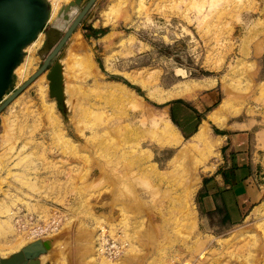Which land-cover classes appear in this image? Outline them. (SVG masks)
<instances>
[{
  "label": "rangeland",
  "instance_id": "374dc122",
  "mask_svg": "<svg viewBox=\"0 0 264 264\" xmlns=\"http://www.w3.org/2000/svg\"><path fill=\"white\" fill-rule=\"evenodd\" d=\"M45 2L48 20L0 105L88 0ZM72 2L65 21L60 12ZM89 27L104 35L91 37ZM51 29L58 39L40 56ZM83 56L95 67L80 65ZM59 61L63 110L47 80ZM234 122L264 127V0H95L46 71L0 113V199L14 200L0 205V256L41 240L62 264L79 256L85 264H264V173L262 200L238 223L216 214L204 223L198 210L220 158V145L209 150L220 142L214 130ZM168 124L181 145L165 144ZM202 124L203 143L189 147ZM49 222L56 230H32ZM102 227L127 243L116 261L96 249Z\"/></svg>",
  "mask_w": 264,
  "mask_h": 264
},
{
  "label": "crops",
  "instance_id": "0c3cea01",
  "mask_svg": "<svg viewBox=\"0 0 264 264\" xmlns=\"http://www.w3.org/2000/svg\"><path fill=\"white\" fill-rule=\"evenodd\" d=\"M218 115L219 113L216 112L211 118L214 117L216 119L212 118L213 121L215 120L214 123L221 126V118ZM202 126H206L208 130L207 125L202 124L197 131ZM254 126L234 122L220 129L223 131L222 135H216L220 141L217 142V145H220V158L214 170L204 177L205 181L200 189L202 195L199 198L198 209L204 223L210 217L209 215L214 214L226 217L231 224L238 223L262 200L264 127L254 129ZM13 202L14 200L9 198L8 194L0 199V205L8 204L10 207ZM91 231L92 229H88L86 232L89 238H92ZM14 253L17 251L0 258H9ZM86 259L79 256L80 261L74 259L71 264H85ZM40 262L41 264H62V259L58 256L53 257L48 252L40 258Z\"/></svg>",
  "mask_w": 264,
  "mask_h": 264
},
{
  "label": "water",
  "instance_id": "95a60500",
  "mask_svg": "<svg viewBox=\"0 0 264 264\" xmlns=\"http://www.w3.org/2000/svg\"><path fill=\"white\" fill-rule=\"evenodd\" d=\"M77 3L80 0H75ZM95 0H88L81 11L74 17L63 36L59 39L51 53L43 61L40 68L18 89H16L0 105V113L33 81L43 74L50 61L60 52L66 41L80 25L82 19L92 7ZM77 6L75 2L63 7L60 14L65 21H69L68 12ZM49 8L45 0H0V102L6 96L12 85L13 71L21 62L23 49L33 42L40 34L48 20ZM54 31L58 39L59 30L51 29L46 37L45 51L52 48L51 32ZM62 58V57H61ZM63 65L57 62L49 71V96L55 99L58 109L63 110L65 104ZM51 249L49 241H34L23 247L9 258H0V264H41L40 258Z\"/></svg>",
  "mask_w": 264,
  "mask_h": 264
},
{
  "label": "bare ground",
  "instance_id": "6f19581e",
  "mask_svg": "<svg viewBox=\"0 0 264 264\" xmlns=\"http://www.w3.org/2000/svg\"><path fill=\"white\" fill-rule=\"evenodd\" d=\"M58 1V0H57ZM58 3V2H57ZM56 5V4H55ZM57 5H59V4H57ZM70 14L72 15L73 14V12H70ZM72 20V19H71ZM60 21H58V23H59ZM71 22V21H70ZM70 22H69V24H70ZM57 23V22H56ZM57 27H61L60 25H57V24H55ZM39 35V34H38ZM37 35V36H38ZM51 42L53 43V42H55L56 41V39H57V37H56V35L57 34H55V32L54 31H52L51 32ZM36 40V39H35ZM34 40V41H35ZM33 41V42H34ZM33 42H31L30 44H32ZM78 42V41H77ZM35 43V42H34ZM29 44V45H30ZM78 46L76 47V49L77 50H83L85 47L82 45V42H78V44H77ZM26 47H28V46H26ZM25 47V48H26ZM24 48V49H25ZM23 49V50H24ZM46 51H45V49H40V51H39V55L40 56H42L44 53H45ZM82 58V62L80 61L79 63H80V65H82L83 63H84V66L85 65H87V66H89L88 68H90V67H95L94 66V64H92V62H91V60H90V58H87V57H85V56H83V57H81ZM81 58H80V60H81ZM79 60V59H78ZM78 60L76 59V63H78ZM82 63V64H81ZM19 65V64H18ZM18 65L15 67V69H17V68H19L18 67ZM15 69H14V71H15ZM14 71H13V73H14ZM25 71V70H24ZM42 75V74H41ZM40 75V76H41ZM39 76V77H40ZM38 77V78H39ZM22 78V77H21ZM37 78V79H38ZM37 79L35 80V81H37ZM41 87V86H40ZM41 92V91H40ZM41 94V93H40ZM45 109V108H44ZM51 110V109H50ZM49 111V110H48ZM50 113V112H49ZM214 114V113H213ZM213 114H212V116H213ZM213 119H215L214 117H212ZM216 120V119H215ZM215 120H214V122H215ZM218 123V122H217ZM219 126V125H218ZM166 128V132L165 131H163V132H165L166 134V139H167V141H166V143L165 144H167V143H169V145H173V146H179V145H181L180 144V136H179V134L176 132V130H175V128H173V126H171V125H166L165 126ZM206 127V126H205ZM205 127H201L200 129H199V131H197V133H195L191 138H190V141H189V143L191 144L189 147H194V146H196V143H203V141H204V139H205V137H206V134H207V128H205ZM164 129V128H163ZM164 129V130H165ZM162 131H161V134H164ZM163 137H164V135H163ZM160 140V139H159ZM206 142V141H205ZM218 147V145H217V142L216 143H211L210 144V146H209V150H211V151H214L216 148ZM183 150V149H182ZM182 150H181V152H182ZM192 150V149H191ZM187 151V150H186ZM183 152H185V149H184V151ZM187 153V152H186ZM186 153H184V154H186ZM189 153V152H188ZM187 153V154H188ZM183 154V153H182ZM179 155H181V153L179 154ZM167 174V173H166ZM194 179H192V180H190L189 181V184H186V187H185V198H186V196L187 197H190L191 196V194H192V188L194 187ZM182 202H184V201H182ZM186 207V206H185ZM5 209V208H4ZM256 210H258V209H256ZM256 212V211H255ZM262 212V211H261ZM258 213V212H257ZM255 214V213H254ZM8 230H10V229H8ZM6 230H3V231H1L0 232V234H2L3 232H5ZM234 243V242H233ZM4 244H2L1 243V240H0V246H3ZM48 254V253H47ZM40 260V259H39Z\"/></svg>",
  "mask_w": 264,
  "mask_h": 264
},
{
  "label": "built area",
  "instance_id": "2783aa9c",
  "mask_svg": "<svg viewBox=\"0 0 264 264\" xmlns=\"http://www.w3.org/2000/svg\"><path fill=\"white\" fill-rule=\"evenodd\" d=\"M55 220V219H54ZM51 222V221H50ZM48 225V229L38 226L35 229L41 228V234L48 233L51 229L56 230V224L53 223ZM52 226V228H51ZM50 229V230H49ZM49 230V231H47ZM47 231V232H46ZM97 239H96V249L98 253L103 256L108 261H116L118 258L121 257V255L124 253L127 243L122 238L119 232L117 231H111L110 229H107L105 227H102L98 229L97 231Z\"/></svg>",
  "mask_w": 264,
  "mask_h": 264
},
{
  "label": "trees",
  "instance_id": "16d2710c",
  "mask_svg": "<svg viewBox=\"0 0 264 264\" xmlns=\"http://www.w3.org/2000/svg\"><path fill=\"white\" fill-rule=\"evenodd\" d=\"M88 30L90 31V36L91 37H96L97 35H104V31L103 30L99 31V30H96V29H92L91 27H89ZM125 84H127L130 87V85L128 83H125ZM178 102H180V101H178ZM214 131H215L216 135H222L223 134V131H219L217 129H215ZM204 181L205 180H203V182ZM201 195H202L201 192H199V198H200ZM198 208H199V202H198ZM209 216H212V215H209Z\"/></svg>",
  "mask_w": 264,
  "mask_h": 264
}]
</instances>
